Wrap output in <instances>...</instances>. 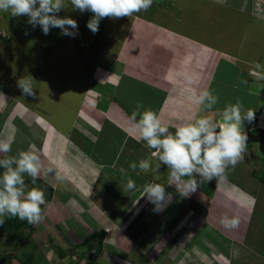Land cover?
<instances>
[{
  "label": "crops",
  "instance_id": "1",
  "mask_svg": "<svg viewBox=\"0 0 264 264\" xmlns=\"http://www.w3.org/2000/svg\"><path fill=\"white\" fill-rule=\"evenodd\" d=\"M261 1L264 0H223V2L157 0L158 3L153 2L157 6L149 8L153 15H159L157 17L138 12L130 17L102 19L96 42L102 34L106 43L102 46L92 44L89 47H87V37H81V33L84 34L85 25L93 15L91 12L80 13L72 10L69 5L58 14L63 17L68 13L77 21L78 34L75 37L62 35L59 28H50L49 34L45 35L40 25L33 27L28 23L26 16H11L15 25L12 28L2 25L0 21V59L12 55V47L19 45L24 47L21 42L32 43L35 39H39L40 41L36 40L37 46L28 47L33 53L30 57H35V54L40 55L43 61L55 56L63 64L67 62L70 68H74L75 70L68 72L65 79L69 77L76 81V84L70 85L62 95L63 98H69L75 107L71 123L65 126L69 130L67 134H74L78 138L77 141L81 140L85 143L86 153L72 141L76 150L82 153L80 155L83 157L87 155V158L113 165L121 155L124 156L128 145L130 148L143 145L141 142L144 141L121 123V119H126V116L130 119V114L132 115L138 103L157 113L162 123L168 125L169 131L173 134L176 127L194 122L200 116H208L216 123L219 122L225 107L234 104L237 100L242 104L241 115H247L249 111L258 114L264 108V103L258 99V88L263 90V82L251 73L252 70L264 73V3ZM65 2L67 3V0ZM175 5L178 6L177 10H183V13L178 14L177 10H174ZM174 13L177 18L173 17ZM200 13L205 15L204 20L199 19ZM211 20L229 21L233 25L226 27L223 24L226 33L217 30L218 33L212 35L213 31L208 27ZM2 28H6L9 32ZM31 31L32 33L42 31L44 38L30 33ZM210 37L219 45H214L216 43L210 41ZM88 48H92L97 53L92 60L86 61L83 54ZM8 49L11 51H7ZM78 52L82 53V57L77 56ZM25 66L31 68L33 62L25 61ZM227 66H233L235 72L229 75L223 73ZM83 68H86L87 73L81 75L80 73L84 72ZM42 78L46 81L50 77L42 75ZM204 90H211L218 96V102L211 109L196 101V97ZM1 94V104L7 102L17 106ZM15 98L16 101L26 104ZM244 99L246 101L252 99L251 106L245 105ZM67 103L65 102V106ZM20 106L25 105L19 104L16 114L20 112ZM32 112L38 117L36 123L44 129L40 117L42 115L35 110ZM55 130L60 141V156L69 154L67 159L71 160V157L73 159L72 154H75L65 147L67 137L65 132L56 128ZM55 130L50 128L45 130L47 135L42 149L45 156L48 151L47 145L54 136ZM252 148L258 150L257 144H252ZM154 150L149 149L151 153ZM79 160L80 158L75 162L82 164L83 159L80 162ZM160 163L165 171H169L168 166ZM261 167H264V164ZM261 167L255 165V168H252L253 174ZM82 168L81 176L91 182L87 173H90V170L95 173L96 170L90 167L89 162L83 163ZM236 168L237 165L235 168L229 166L223 176H228L227 172ZM60 171L67 178V173H73L74 167L68 166L66 170L63 168L56 170L57 184ZM72 175L76 177V172ZM102 178L101 176V182H103ZM195 178L200 179L198 175ZM224 179L227 181L226 185L218 182L219 177L213 178L211 182L205 181L188 196L198 200V210L206 213V221L230 241L231 247L227 252L221 250L218 252L227 258H222L223 260H227L228 264H264V179L260 178L257 194L237 185L238 183L232 179ZM68 182L71 181L68 179ZM74 183H77L76 179ZM148 183L158 182L151 180ZM96 184L104 190L100 181L96 180ZM164 187L166 195L168 193L172 195L170 199L165 196L167 199L165 205L169 200L174 202L179 196L188 197L181 195L175 184H169V180ZM124 189L129 190L127 185ZM139 189L144 193V187L137 188ZM137 190L129 193L128 199L124 197L130 202L126 208L127 213L118 216L119 214L112 212L113 220L126 222L124 217L131 213L132 206L137 201H148L147 195L144 199L136 195ZM149 204L151 203L147 205ZM106 208L110 210L109 207ZM225 215L237 217L238 225L234 228L226 227L221 222V218ZM157 235L148 242L156 240ZM156 248L153 246L151 250H155V258L160 255L162 249L161 251L157 249L162 246ZM157 251L158 255H155ZM222 262L216 263L222 264Z\"/></svg>",
  "mask_w": 264,
  "mask_h": 264
},
{
  "label": "rangeland",
  "instance_id": "2",
  "mask_svg": "<svg viewBox=\"0 0 264 264\" xmlns=\"http://www.w3.org/2000/svg\"><path fill=\"white\" fill-rule=\"evenodd\" d=\"M154 2L158 3L157 0H154ZM261 3H264V1H261ZM153 6L157 5L152 4L151 7ZM173 7L174 10L178 9L176 5ZM182 11L177 10L176 12L181 14ZM140 12L154 17L159 16L153 15L154 13L150 9ZM67 15L69 14L67 13ZM173 17L177 18L175 13ZM204 17L205 15L200 13L199 19L204 20ZM0 21L2 25L9 28L15 26L9 12L0 11ZM221 22L223 21L211 20L209 22V30L214 32H212V35H216L218 31L226 33L223 24L226 27L233 25L229 21ZM2 29L9 32L6 28ZM99 30H101L100 24ZM98 31L93 33L85 25L84 34L81 33V37H87V47L92 44L102 46L106 43V40L102 38V34L96 42ZM41 33L42 31L33 32L32 34L44 38ZM36 40L39 39H35L32 43L28 41L21 42L24 47L20 45L12 47V51L7 50L11 51L12 55L4 56L3 60L0 59V92L7 91V93L3 91L0 94L13 103H16L15 97H17L40 113L45 118V121H43L45 130L50 128L47 125L48 120L56 129L65 132L67 136L66 138L63 136L66 139L65 147L67 150H72L71 153L75 154H72L75 160L72 157L71 160H68L67 156L69 157V154L60 156V141L56 130L47 145L48 151L45 156L42 149L47 132L36 123L38 117L31 110H28V107L20 106V112L16 114V117L13 116V119L11 116L15 113V106L7 102L1 104L0 139L11 135L12 143L11 151L8 153L0 152V158L16 156L19 151L29 150L31 146H34L33 150L40 156L42 164L38 178L43 181L35 185L29 184L25 187V193L31 187L36 186L42 189L44 194L51 193V198L41 206L43 219L38 223L30 224L27 220H20L18 217H5V222L0 225V264H129V262L131 264H217L222 261L228 264L227 260H223L227 258L221 256L218 252L220 250L227 252L231 247L230 241L210 226V223L205 219L206 213L198 210V200H194L189 196L187 198L179 196L178 199H174V202L169 200L165 205V201L172 197V195L169 197L168 193L166 195L167 199L162 202L164 209L162 207L159 211L150 210L147 214L148 217L143 212V208L148 203L153 202L149 199L145 202L140 200L132 206L131 213L124 217V221L128 224L120 222L119 219L117 221L116 219L113 220L112 212L119 214L118 216L127 213L126 208L130 202L124 197L128 199L129 193L135 189L137 190V188H143L149 180H154L165 186L168 182L169 171L162 168L158 157L152 155L145 141L141 142L145 147L137 145L130 148L128 145L125 149L126 155L124 152V156L121 155L113 165L87 158V155L85 157L80 155L82 153L76 150L72 141L84 153H86L84 150H87L84 147L85 143L81 140L77 141L78 138L74 134H67L69 130L66 129L72 121L75 107L69 101V98L62 97L70 85L76 84V81L69 79V77L65 79L68 72L75 69L70 68L67 62L63 64L55 56L43 61L40 55L35 54V57H30L33 56V53L32 49L28 47L37 46ZM210 41H214L216 46L219 45L212 37H210ZM104 49L105 47H103V51H105ZM86 51L83 54L86 61L92 60L97 53L92 48H88ZM23 54L24 56H22ZM77 56L82 57V53L78 52ZM28 60L33 62V67L28 68L25 66V61ZM224 70L223 73L229 75L235 72L236 69L233 66H227ZM82 71L84 72L80 73L81 75L87 73L86 68H83ZM42 75H47L50 78L45 81L43 78L41 79ZM21 78L32 79L33 94H22L21 89L17 86V82ZM258 93V99L261 103H264V89L258 88ZM134 99H137V97H134ZM251 100L246 101L244 99L243 103L251 106ZM65 102H68L67 106H65ZM235 103L236 101H234ZM17 106L19 105L17 104ZM131 117V114L130 119L126 116V119H121V123L135 136L139 137L140 132L135 127ZM252 144L247 142L244 159L237 164L236 169L227 172L228 176H223V174L219 176L218 182L221 185L227 183L224 178L232 179L238 183L237 185H241L253 193H258L260 178L264 179V167H261L264 164V155L259 150L253 149ZM79 158L80 160L83 159L82 162L85 164L89 162L90 167L96 170L94 173L89 168L90 173L93 174L90 178L91 182L86 181L81 174H78L79 170L74 168L76 177L72 175L74 172L67 173V178L64 177L62 171L58 172L60 174L59 182L57 181L60 184L58 185L56 183V170L61 168L66 170L68 166L74 167L75 161H78ZM142 159L149 160L153 168L159 163L158 171L154 173L150 170L144 173L140 172L138 167L136 171L129 168L130 162L135 161L138 165ZM255 165L261 167V169H257L253 174L252 168H255ZM49 167L52 168V172L45 175ZM84 167L86 166L84 165ZM5 170L4 167L0 166V175ZM23 176L24 178H30L27 173H24ZM101 176L103 182H101ZM129 178L135 182V188L125 191L124 188H126ZM68 179L71 181L70 183ZM75 179L77 183H74ZM96 180L102 183L104 190H101L102 187L96 184ZM105 184L108 185L105 186ZM141 190H137L136 195L144 199L145 195ZM106 207H109L110 210ZM140 208L141 211H139ZM154 227L156 228L154 229ZM98 230H104L106 233L102 240V246L97 250L93 245L91 249L85 239L89 234ZM156 234H158L156 240L154 239L155 241L149 243V239ZM153 246L157 248L162 246V248H156L159 251L162 249L160 255H158V251L155 254L158 255L157 258L154 257L155 250L151 251ZM78 255H82L81 258ZM225 263L222 262V264Z\"/></svg>",
  "mask_w": 264,
  "mask_h": 264
},
{
  "label": "clouds",
  "instance_id": "3",
  "mask_svg": "<svg viewBox=\"0 0 264 264\" xmlns=\"http://www.w3.org/2000/svg\"><path fill=\"white\" fill-rule=\"evenodd\" d=\"M153 2L154 0H67V3L65 0H0V11L9 12L13 17L26 16L28 23L33 27L40 25L45 35L49 34L50 28H59L62 35L75 37L78 34L77 21L69 15H58L69 5L72 10L93 14L87 21V27L95 33L102 19L130 17L133 13L147 11ZM17 86L22 94H33L32 79L21 78ZM196 101L211 109L218 102V96L211 90H204L196 97ZM241 110L242 104L237 100L235 104L225 107L221 123L214 122L208 116H200L194 122L176 127L174 134L169 131L168 125L162 123L157 113L150 108H144L142 103L137 104L131 119L140 132L139 139L146 142L147 148L155 149L152 155L168 166L169 184H175L181 195L188 196L200 184L211 182L213 178L224 174L229 166L235 168L244 159L248 137L240 127ZM258 114L249 111L246 117H256ZM217 128L220 129L219 132L216 131ZM11 143V135L0 139V152H10ZM33 148L31 146L29 150L19 151L16 156H7L0 160V166L6 169L0 175V225L5 222V217H18L30 224L43 219L41 206L46 204L44 191L34 186L25 193L23 174L27 173L35 185L42 167L41 158ZM137 167L140 172L147 173L151 170L155 173L159 169V163L155 168L147 159L140 160L138 165L135 161L129 163L131 170L136 171ZM50 172L51 167L47 168L45 175ZM197 175L199 180L195 178ZM185 177L188 179L185 180ZM127 188H135V182L131 178ZM144 195L156 205L155 211L162 207L164 209V185L145 183ZM221 222L226 227L234 228L239 220L235 216L225 215Z\"/></svg>",
  "mask_w": 264,
  "mask_h": 264
},
{
  "label": "water",
  "instance_id": "4",
  "mask_svg": "<svg viewBox=\"0 0 264 264\" xmlns=\"http://www.w3.org/2000/svg\"><path fill=\"white\" fill-rule=\"evenodd\" d=\"M242 115L240 127L246 133L247 142L258 144L259 151L264 154V108L259 111L258 116L248 118ZM222 122V118L219 123ZM219 128L216 129L219 132Z\"/></svg>",
  "mask_w": 264,
  "mask_h": 264
},
{
  "label": "trees",
  "instance_id": "5",
  "mask_svg": "<svg viewBox=\"0 0 264 264\" xmlns=\"http://www.w3.org/2000/svg\"><path fill=\"white\" fill-rule=\"evenodd\" d=\"M1 160L5 159L3 157L0 158ZM167 166V165H166ZM13 167H15V165H13ZM24 181H25V187H27L29 184H32V180H31V177L30 178H24ZM42 179L38 178L36 183H42ZM151 181V180H149ZM51 198V193H46L45 194V200H49ZM176 205V204H175ZM181 213V212H180ZM11 225V224H9ZM8 225V226H9ZM12 227V225L10 226ZM105 231L104 230H98V231H95L91 234H89L87 237H86V242L88 243V245H90L91 249L93 247V245L95 246V249H100L101 246H102V240H103V237L105 236ZM95 243V244H94ZM82 255H78V257L81 258ZM79 259V258H78Z\"/></svg>",
  "mask_w": 264,
  "mask_h": 264
},
{
  "label": "bare ground",
  "instance_id": "6",
  "mask_svg": "<svg viewBox=\"0 0 264 264\" xmlns=\"http://www.w3.org/2000/svg\"><path fill=\"white\" fill-rule=\"evenodd\" d=\"M15 103V102H14ZM16 103L19 105V104H23V105H25V106H27L29 109H31L28 105H26V104H24V103H22V102H19V101H16ZM16 104V105H17ZM0 106H1V103H0ZM17 110H18V107L16 106V107H14V111H15V113H13L12 114V116H11V118H13V116H15L16 117V112H17ZM32 110V109H31ZM32 111H34V110H32ZM41 118H42V120L43 121H45V118L44 117H42V116H40ZM47 125H48V127H50V129H52V130H55V127H54V125H52V123H50L48 120H47ZM58 130V129H57ZM75 165H74V168L75 169H78L79 170V172H78V174H81L82 173V171H83V168H82V166H83V164H78V163H74ZM78 166H79V168H78ZM87 176H88V178H91L92 176H93V174H91V173H87ZM139 208V207H138ZM156 208V205L154 204V203H151V204H149V205H147L145 208H143V212L145 213V215L147 216V214H148V211H155L154 209ZM95 209V208H94ZM142 209L140 208L139 209V211H141ZM95 212V211H94ZM96 214V213H95ZM97 215V214H96ZM134 216V215H133ZM97 217L99 218V216L97 215ZM148 217V216H147Z\"/></svg>",
  "mask_w": 264,
  "mask_h": 264
},
{
  "label": "built area",
  "instance_id": "7",
  "mask_svg": "<svg viewBox=\"0 0 264 264\" xmlns=\"http://www.w3.org/2000/svg\"><path fill=\"white\" fill-rule=\"evenodd\" d=\"M252 74L256 75V76H259L262 78V82L264 83V73H260L258 71H251Z\"/></svg>",
  "mask_w": 264,
  "mask_h": 264
},
{
  "label": "flooded vegetation",
  "instance_id": "8",
  "mask_svg": "<svg viewBox=\"0 0 264 264\" xmlns=\"http://www.w3.org/2000/svg\"><path fill=\"white\" fill-rule=\"evenodd\" d=\"M162 1H165V0H162Z\"/></svg>",
  "mask_w": 264,
  "mask_h": 264
}]
</instances>
